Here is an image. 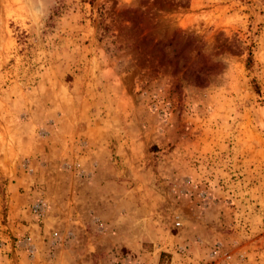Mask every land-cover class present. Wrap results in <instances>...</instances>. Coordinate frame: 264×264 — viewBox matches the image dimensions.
Masks as SVG:
<instances>
[{
    "label": "rangeland",
    "instance_id": "374dc122",
    "mask_svg": "<svg viewBox=\"0 0 264 264\" xmlns=\"http://www.w3.org/2000/svg\"><path fill=\"white\" fill-rule=\"evenodd\" d=\"M0 264H264V0H0Z\"/></svg>",
    "mask_w": 264,
    "mask_h": 264
},
{
    "label": "trees",
    "instance_id": "16d2710c",
    "mask_svg": "<svg viewBox=\"0 0 264 264\" xmlns=\"http://www.w3.org/2000/svg\"><path fill=\"white\" fill-rule=\"evenodd\" d=\"M88 2H92L93 0H87ZM250 57L248 56L247 58H246V66L248 67V65H249V62H250ZM254 87V91L256 92V93H258V86L257 85H254L253 86Z\"/></svg>",
    "mask_w": 264,
    "mask_h": 264
}]
</instances>
